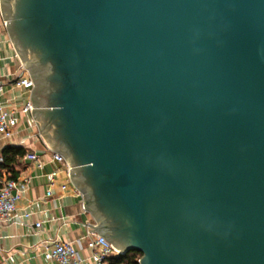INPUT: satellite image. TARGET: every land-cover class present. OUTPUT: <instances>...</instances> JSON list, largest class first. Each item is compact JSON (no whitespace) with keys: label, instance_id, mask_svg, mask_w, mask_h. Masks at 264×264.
Masks as SVG:
<instances>
[{"label":"water","instance_id":"95a60500","mask_svg":"<svg viewBox=\"0 0 264 264\" xmlns=\"http://www.w3.org/2000/svg\"><path fill=\"white\" fill-rule=\"evenodd\" d=\"M0 10L93 233L139 264H264V0Z\"/></svg>","mask_w":264,"mask_h":264},{"label":"crops","instance_id":"0c3cea01","mask_svg":"<svg viewBox=\"0 0 264 264\" xmlns=\"http://www.w3.org/2000/svg\"><path fill=\"white\" fill-rule=\"evenodd\" d=\"M24 72L0 10V87L3 89L0 106L14 111L19 120L13 139L0 137V165L2 151L8 146L36 152L44 162V167L38 168L24 157L12 173H2L14 180L28 179V190L18 203V210L20 214L27 211L32 217L0 226V264H58L47 259L43 250L44 243L56 239L73 243L83 264H94L87 246L93 235L94 218L85 209V200L75 192V187L63 195L58 187L51 185L50 174L57 167L52 152L40 136L32 113L22 112L31 103V92L16 85ZM49 189L54 194L51 198H47ZM36 223H42L40 229H36Z\"/></svg>","mask_w":264,"mask_h":264},{"label":"built area","instance_id":"2783aa9c","mask_svg":"<svg viewBox=\"0 0 264 264\" xmlns=\"http://www.w3.org/2000/svg\"><path fill=\"white\" fill-rule=\"evenodd\" d=\"M18 87L27 91H32L34 84L29 74L24 72L16 82ZM3 89L0 87V94ZM24 114L33 112L32 103H28L22 111ZM19 120L14 111H8L0 106V137L5 139H13L17 133ZM47 149L52 152V161L57 167L51 172L50 179L52 187H58L64 195L71 187L74 188L71 181V167L66 159L59 153L54 152L47 144ZM25 159L33 162L38 168L44 167L41 156L36 152H29ZM1 159V163H2ZM28 190V179L14 180L6 176H0V226L14 223L16 219H30L32 214L25 211L19 213L18 203L22 200L23 195ZM75 192L83 197V195L74 188ZM53 190L47 191V198L53 197ZM42 223H36V229H40ZM88 249L91 251L94 264H109L113 257L120 256V253L100 235L93 233L91 240L88 241ZM44 254L47 259L56 261L58 264H83L79 258L78 251L73 243L56 239L44 243Z\"/></svg>","mask_w":264,"mask_h":264},{"label":"trees","instance_id":"16d2710c","mask_svg":"<svg viewBox=\"0 0 264 264\" xmlns=\"http://www.w3.org/2000/svg\"><path fill=\"white\" fill-rule=\"evenodd\" d=\"M27 155V151L21 147L8 146L2 151V163L0 165V176L3 172L12 173L14 167ZM142 254L130 252L110 259L109 264H139Z\"/></svg>","mask_w":264,"mask_h":264}]
</instances>
